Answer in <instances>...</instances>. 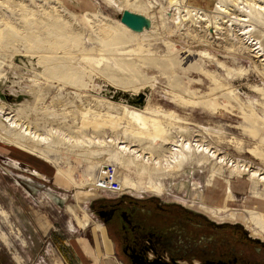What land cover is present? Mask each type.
I'll list each match as a JSON object with an SVG mask.
<instances>
[{
	"label": "rangeland",
	"instance_id": "obj_1",
	"mask_svg": "<svg viewBox=\"0 0 264 264\" xmlns=\"http://www.w3.org/2000/svg\"><path fill=\"white\" fill-rule=\"evenodd\" d=\"M130 1L133 4L119 8L108 0H0V28L7 25L2 21L4 17L17 27V32L22 31L26 21L17 3L21 2L37 17H42L45 9L57 7L76 36L82 38L85 50L79 49L77 54L88 56L85 57L86 71L93 78L95 88H85L84 92L75 89L68 92L70 89H67L62 95L67 104L55 107L56 121H44L42 114L37 112L41 117L37 119L38 129L50 134L55 129L68 128L74 120L78 122L81 109L91 108L90 113L98 111L120 122L119 140L134 142L144 151L150 150L159 160L168 155L170 143L183 137L192 142L203 140L227 160L264 172L263 61L240 39L231 47L226 34L218 30L216 33L214 27L206 32L201 27L195 28L180 17L184 12H177L175 5H168L166 0ZM216 2L183 0L184 5L198 7L209 16L215 13ZM177 6L183 10L184 6ZM124 9L149 17L151 27L141 33L122 27L119 18ZM237 13L240 14L237 11L232 15ZM187 29H193L194 35ZM105 30L118 38L106 37ZM201 36L208 41H203ZM261 40L264 45V37ZM12 53V43L0 44V78L4 80H9L13 74L11 66L17 55L12 58ZM15 54L28 57L30 53L19 50ZM23 66L17 65L21 71H31ZM32 68L40 69L38 66ZM18 74L21 85L25 86L27 81L23 75L26 73ZM43 82V78H36L33 90L38 91V85ZM106 85L129 93H147L148 111L144 113L158 118L164 128L149 127L142 142L133 138L131 132L122 134L125 126L132 127L128 110L133 106L117 103L121 110L116 115L115 109L98 103L100 98L96 97L104 95ZM4 87L2 92L9 98L15 102L20 98V102H16L20 110L39 102L28 89L21 93L12 91L8 85ZM49 99L50 95H46L39 106H49ZM8 104H4L6 110L16 113ZM157 107L160 112L152 113ZM97 108L102 111L94 110ZM165 113L170 117L164 116ZM35 114H30V119L21 115L18 118L33 126ZM3 124L7 130L6 123ZM102 129H105L102 137L107 138L112 128L107 124ZM93 130L97 129L89 126L85 131L90 144H95ZM9 134L10 131L0 139V264H86L87 260L91 264H122L111 239L99 226L100 219L89 209L91 201L108 194L107 191L98 190L99 186H80L88 173L83 169L84 160L67 157L62 162L69 171L66 177L72 181L69 184L63 177H57L53 167L54 163H61L56 158L60 152H53L44 144L40 146L39 156L26 155L6 142ZM83 139V135L77 138L81 144ZM109 147L107 143L105 150ZM85 149L79 147L80 152ZM98 149L90 150L95 159L92 172L95 178L100 164L115 165L110 152L107 156L106 151L99 154ZM195 162L191 160L171 173H153V187L147 183L148 175L140 176L136 171L127 174L120 170L132 178L134 175L142 178L137 188L127 185L122 188L137 196H155L181 203L219 222L236 223L264 240V230L255 222L257 218L253 220L252 217L253 214L264 216V186L251 182L246 172H242V178L229 177L231 168L223 165L222 176H218L222 178L223 186L219 188L223 199L210 201L211 195L216 196L215 192H209L213 182L211 174L217 164L211 161L205 168ZM227 180L231 188L229 198L224 194ZM84 219L89 221L82 225Z\"/></svg>",
	"mask_w": 264,
	"mask_h": 264
},
{
	"label": "bare ground",
	"instance_id": "obj_2",
	"mask_svg": "<svg viewBox=\"0 0 264 264\" xmlns=\"http://www.w3.org/2000/svg\"><path fill=\"white\" fill-rule=\"evenodd\" d=\"M108 1L119 8L126 6V4H133L130 0ZM166 1L168 5H175L174 8L178 9L177 12H184L180 17H182L183 20H188L194 24L195 28L201 27L200 29L206 32L214 27L213 29L216 33L218 30L220 33L226 34V37L230 40L231 47H234L235 44L238 43V39H240V41L245 43L246 46L250 48V51L255 53V55L264 63V45L261 40V38L264 37V30L262 31L258 29L264 28V0H217L213 8L215 13L210 16L199 10L198 7L192 8L188 5H184L185 3L183 4V0ZM17 5L19 9L25 13L23 19L26 21L25 26L21 28L22 31L17 32V27L12 23H8L4 17L2 21L7 25H5L3 29L0 28V42H3L0 44L9 45L12 43L14 48V53L11 55L12 58L14 55H18L15 53L19 50L30 53L27 55L28 57H25L27 62H23L21 59L15 60L14 64L11 66L13 74H11L9 80L0 78V139L2 140V136L10 131L11 134L8 135V140H6V142L10 144L13 149L17 151L19 150L29 156H32V154L39 156L41 151L40 146H43L44 144L49 145V149L53 152H60L59 157L56 158L60 160L61 163L53 164L55 174L59 175L57 176L59 178L63 177L69 184L72 183L71 179L66 178L69 171L65 170L62 162H65L67 157L82 158L84 160L82 161L83 169L88 171V173L86 180L80 184L81 188L87 186H99V190L105 184L102 180L103 176L101 174L105 165L100 164L98 176L96 178L92 175L95 168V159L92 156L93 152L90 150H97L98 148L99 154L106 151L107 153L105 154L107 156L109 152L112 155L115 165H111L114 166V171L119 176L121 187L127 185L128 187L135 189L138 184H141L142 178L137 175H134L132 178L131 175L123 174L120 170H124L127 174L136 171L140 176L145 174L148 175L147 183L150 187H153L154 182L151 178L153 173H171L179 168L182 169L184 164L190 163L191 160L196 161L195 163H198L205 168L211 164V161H214V163L217 164L211 174L213 182L211 191L209 192H215L216 196L214 197V194L211 195L209 199L210 201L223 199L220 196V194L222 195V192L219 188L223 186L220 181L222 178H218V176H222L223 165L231 168L229 170V177L236 175L237 177L242 178V172H246L248 173V179L251 182L264 186V172H260L257 168L249 169L248 165L244 163L227 160L203 140L196 139L192 142L187 138L182 137L181 139L170 143L169 150H167L168 155L165 158H162L161 160L154 158L150 150L144 151L139 145L134 144V142H127L123 139L119 140L118 129L121 128L119 127L120 122L116 119L108 118L106 115L98 111L90 113L88 110L91 108L81 109L82 112L79 114V118L77 119L78 122L74 120L68 128H62V130L55 129L53 133L44 134V132L38 129L39 121L37 119L43 117L44 121H56L58 115L55 113V107L57 105L63 107L67 104L66 102H63L65 100L62 96L67 89H70L68 92L73 91L72 89H75L78 92H84L83 89H94L95 86L92 84L93 78H91V75L86 71L88 65L85 63V57L88 56H85L86 53L77 54L79 49L85 50V46L82 45V38L76 36L73 30L69 27L68 19L66 20L62 17L59 9L57 7H54L53 10L45 9L44 15L42 17H37L21 2L17 3ZM177 5L184 6L185 8L183 7V10L182 8L179 9L177 8ZM237 11L240 14L237 13L236 15H232ZM119 22L122 27L125 29L127 28L121 23V21ZM178 23H180V21H178ZM225 24L226 26L223 27L222 25ZM178 26L179 25L176 27L177 30L179 28ZM188 31L194 35L193 29H187V32ZM103 35L106 37L111 36L112 38H118V36H115L106 30ZM201 37L203 38V41H208L207 37ZM18 45H22V47H19ZM17 65H24L25 67L23 66V68L31 71H21ZM33 66H38L40 69L32 70ZM17 71L26 73V75H23L24 79L27 81L25 86L21 85L22 82L20 81V76ZM38 77L39 79L43 78L45 83L43 82V84H39L38 91H34L33 84ZM5 85L10 86L12 91H19L21 93L26 92L25 89H28L27 91L36 95L35 97H37V99L39 98V102L36 101L34 105L28 109L20 110V107L16 104V102H20V98H16L15 102L12 98H9L8 94L2 92ZM146 94L147 93H145V104L143 107L140 108L133 106V108L128 110L130 116L129 122H132H130L132 127L125 126L121 131L124 135L131 132L132 137L141 142L144 141L145 130L149 127L164 128V125L158 118L144 113L148 111ZM46 95H50L49 106L47 104L46 107H42L43 105L39 106V103L41 104ZM104 95L109 99H106ZM104 95H97L96 98H100L98 103L115 109V113L118 115L121 108L117 103L122 104L123 101L120 99L112 101L110 96H107L106 94ZM102 99L105 101H102ZM6 103H9V108L10 106L15 108L16 113L7 111L4 107V104ZM36 109H39L41 112ZM94 110L102 111V109L98 108ZM37 112L38 114H42L41 117H38ZM151 112H160V109L157 107ZM32 113H36L33 126L29 121L20 120L18 118V115H21L24 118L30 119L29 115ZM165 115L170 117L167 113H165L164 116ZM3 123H6V127H8L7 130ZM107 124L110 125L112 129L110 130V135L107 138H104L102 137V133L105 129H102V126ZM89 126H94V129H97L92 131L94 134V140H92V142H95V144H90L87 140L90 138L85 131ZM80 135L85 137V139H83V144L77 140ZM107 143L110 144V147L105 150V145ZM79 147H85L87 150L85 149L80 152ZM109 164L110 163L106 165ZM229 183L230 181L227 180V184L224 186V194H226V198L231 196ZM239 185L243 186L241 184ZM73 207L76 208L77 205H73ZM252 217L253 220L257 218L255 222L259 224V228L264 230V216L262 214H253ZM88 221L89 220L84 219L81 223L82 225H85ZM99 226H101L100 228L103 230L102 225ZM58 264H61V262H58ZM86 264L91 263L87 260Z\"/></svg>",
	"mask_w": 264,
	"mask_h": 264
},
{
	"label": "flooded vegetation",
	"instance_id": "obj_3",
	"mask_svg": "<svg viewBox=\"0 0 264 264\" xmlns=\"http://www.w3.org/2000/svg\"><path fill=\"white\" fill-rule=\"evenodd\" d=\"M89 209L122 264H264V240L178 202L125 192Z\"/></svg>",
	"mask_w": 264,
	"mask_h": 264
},
{
	"label": "water",
	"instance_id": "obj_4",
	"mask_svg": "<svg viewBox=\"0 0 264 264\" xmlns=\"http://www.w3.org/2000/svg\"><path fill=\"white\" fill-rule=\"evenodd\" d=\"M120 21L131 31L141 33L144 30H148L151 27V19L141 13L133 12L124 9L120 13ZM22 60L27 62V59L23 56L17 55L14 60ZM104 94L110 96L113 100H122L124 103L134 106L143 107L145 104V92L137 94L129 93L123 90H117L109 85L103 89Z\"/></svg>",
	"mask_w": 264,
	"mask_h": 264
},
{
	"label": "built area",
	"instance_id": "obj_5",
	"mask_svg": "<svg viewBox=\"0 0 264 264\" xmlns=\"http://www.w3.org/2000/svg\"><path fill=\"white\" fill-rule=\"evenodd\" d=\"M101 174L105 184L99 190H106L108 193L104 196H120L125 193V189L121 187L119 176L115 173L113 165H105Z\"/></svg>",
	"mask_w": 264,
	"mask_h": 264
},
{
	"label": "crops",
	"instance_id": "obj_6",
	"mask_svg": "<svg viewBox=\"0 0 264 264\" xmlns=\"http://www.w3.org/2000/svg\"><path fill=\"white\" fill-rule=\"evenodd\" d=\"M113 247V246H112ZM86 254H88V253H86ZM106 263V262H105Z\"/></svg>",
	"mask_w": 264,
	"mask_h": 264
}]
</instances>
